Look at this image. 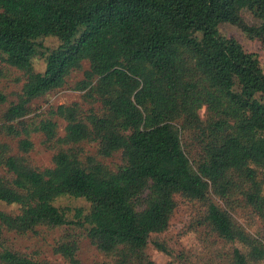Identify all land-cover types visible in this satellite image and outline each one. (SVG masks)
<instances>
[{
    "label": "trees",
    "instance_id": "16d2710c",
    "mask_svg": "<svg viewBox=\"0 0 264 264\" xmlns=\"http://www.w3.org/2000/svg\"><path fill=\"white\" fill-rule=\"evenodd\" d=\"M244 11L259 24L249 25ZM222 24L264 49V0H0V61L25 76L2 129L28 134L29 104L62 88L84 62L76 90L100 105L87 114L76 104L52 111L66 126L49 168L27 167L0 146V166L12 176H0V201L21 206L16 215L0 210V264H49L10 249L6 235L69 226L103 257L96 264H155L147 247L167 252L152 235L168 229L176 197L198 202L199 224L232 245L222 264L264 263V72L256 54L219 32ZM47 36L60 43L38 73L32 59ZM55 128L50 120L34 127L49 140ZM83 143L100 158L120 152L122 163L108 169ZM63 196L83 199L88 211L57 207ZM242 206L260 220L257 236L236 222ZM78 249L68 236L53 252L61 264H84Z\"/></svg>",
    "mask_w": 264,
    "mask_h": 264
},
{
    "label": "rangeland",
    "instance_id": "374dc122",
    "mask_svg": "<svg viewBox=\"0 0 264 264\" xmlns=\"http://www.w3.org/2000/svg\"><path fill=\"white\" fill-rule=\"evenodd\" d=\"M243 18L249 25H257L259 22L248 12L242 13ZM219 32L228 37L235 38L245 51L254 53L260 62L264 72V49L258 40L248 39L239 29L229 24L219 26ZM60 41L53 36L42 37L37 40L38 53L32 59V66L35 72L42 73L45 68L46 50L54 49ZM88 68V63L84 62L80 70H76L67 78L66 84L53 92L42 97L34 99L29 104V115L24 118L28 134L19 133V135H10L2 127L5 123L3 114L11 104L18 102V96L21 93L25 82V76L21 71L0 61V94L6 97L5 102L0 103V146L4 151H8V156L21 158L25 166L32 169H44L52 166V157L54 153L62 147L57 140L64 136L66 123L56 116L52 111L59 105L76 104L83 114L90 111H99L100 105L87 95V90H76V85L83 78L84 71ZM201 119L206 118L205 108L200 111ZM50 120L56 124L55 137L46 139L43 132L36 131L34 127L41 122ZM19 131V127H16ZM193 139V144L197 141L193 135H187ZM186 142L188 140L184 137ZM27 140L31 143V148L24 151L21 148L20 141ZM81 148L89 157L95 158L108 169L115 171L122 163L120 152L113 154L108 158L96 156L94 145L87 143L81 144ZM189 157H193L196 151H188ZM0 176L11 179V173L0 166ZM258 178L264 179V169L258 172ZM177 207L170 220L168 229L159 235H152V239L164 243L167 252H159L150 243L147 247V253L155 264H222L228 260L232 245L222 241L206 225L199 224V216L202 207L198 202L188 201L176 197ZM59 208H69L73 210L77 207L88 211L89 204L83 199H76L63 196L54 201ZM0 210L10 215H16L21 212V206L15 202L0 201ZM67 213L68 219L73 218V212ZM233 216L236 222L252 236H257L261 228L260 220L252 213L251 209L245 206L236 208ZM70 236L78 240V258L84 264H96L103 257L98 253L94 246L84 236L83 232L73 229L71 226L54 229L51 231L41 229L39 232L29 233L25 236L7 234V245L23 253L32 259L49 264H61L62 259L53 252L55 244ZM264 264V263H262Z\"/></svg>",
    "mask_w": 264,
    "mask_h": 264
}]
</instances>
